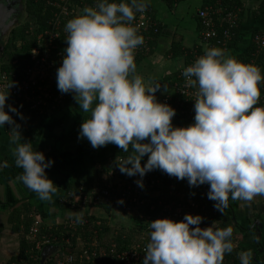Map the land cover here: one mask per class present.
Listing matches in <instances>:
<instances>
[{
  "label": "clouds",
  "instance_id": "obj_1",
  "mask_svg": "<svg viewBox=\"0 0 264 264\" xmlns=\"http://www.w3.org/2000/svg\"><path fill=\"white\" fill-rule=\"evenodd\" d=\"M147 7V0H96L95 7L84 8L67 22L66 54L56 81L62 94H73L80 110L90 113L79 138L87 139L93 149L119 147L127 155L123 161L117 158L116 166L129 177L143 178L159 169L187 179L190 187L208 184V199L217 202L221 213L230 198L252 201L264 196V106H257L264 83L261 69L221 48H206L182 73L186 86L196 89L194 123L174 126L176 110L156 97L162 86L137 73L135 50L144 38L133 21ZM9 95L0 88V127L14 125L10 143L17 145L13 155L22 169L16 179L39 199L51 201L57 186L46 169L54 161L33 150L31 142L18 143L20 125L9 112L19 113L7 105ZM137 184L142 188V179ZM73 216L83 223L82 211ZM203 221L189 214L181 222H150L142 264H223L235 248L233 228H219L217 222L201 228ZM238 258L240 264H252L250 250L238 253Z\"/></svg>",
  "mask_w": 264,
  "mask_h": 264
},
{
  "label": "crops",
  "instance_id": "obj_2",
  "mask_svg": "<svg viewBox=\"0 0 264 264\" xmlns=\"http://www.w3.org/2000/svg\"><path fill=\"white\" fill-rule=\"evenodd\" d=\"M203 1L185 0L176 4L173 9H169L163 0H147L148 6L153 11L154 19L161 26V31L156 37V41L150 44V48L153 51L152 54L140 62L137 66V73L143 76L146 81L159 83L162 86L161 91L156 93L158 102L167 96L174 98V91L171 86L177 82L179 71L193 59L194 55L191 50L198 45H201L204 49L208 48L207 44H203L200 41L201 32L198 25V12L202 9ZM256 4L258 5V2ZM256 4L253 2L247 4V9L240 18V28L243 33L264 35V16L262 18L253 15V11L257 7ZM217 18V16H214L216 25L218 22L221 25V20ZM18 25H20V22L10 30L9 34ZM241 40L238 39L236 41L238 44H234L233 35L231 45L225 51L226 54L236 59L245 56L249 46L246 41ZM173 43H176L177 54L169 57L167 54L172 49ZM246 64H254L256 66V60L252 59ZM261 71L264 74V70L261 69ZM262 84L264 85V83ZM164 87L167 88V92L164 91ZM260 88L261 97L259 104L264 105V87ZM51 110L48 111L49 130L40 133L29 141L32 143L33 150L42 152L44 155L48 153L59 154L66 150L73 151L79 142L87 141V139L79 138V133L82 123L90 118V113L81 111L77 102L70 107V111ZM176 113L173 118L174 126L187 127L194 123V107L190 110L189 116H183L179 111H176ZM23 142L19 141L18 143ZM144 142L147 143L148 141ZM16 147V144L10 143V133L6 132L5 126L0 127V170L5 162L16 158L13 155V150ZM88 151L92 157H90ZM109 156V153L93 151L88 148L84 155L70 160L71 163H56L51 168L46 169L48 178L57 186V192L53 195L51 201H43L38 196L33 200L34 205L38 209L39 220L45 225L57 226L73 218L74 213L81 211L83 216L102 217L103 210L100 208L75 207L70 210H60L58 209V204H60L61 198L66 192L68 181L74 174L82 173L98 166ZM147 159L148 157L145 156L142 162H147ZM148 174L161 175L171 182L166 188H163L167 191L168 188L172 187L173 192L177 196L181 195L182 199H179V197L173 198L176 203L188 201V199L196 200V194L201 192L202 189H206L205 184L199 187H190L187 179L181 181L159 169ZM166 191L165 194L167 193ZM208 192L209 190L202 192L203 196L198 201L203 204L204 210L205 208L211 210L207 204L210 206L213 205V202L216 204L215 201L208 199ZM171 193L169 192V194ZM28 194V188L22 182L18 180L5 182L0 178V264H8L12 257L19 254V234L15 233L12 225L9 224V217L13 210L7 205H15L17 202L23 201ZM20 205L21 203L15 206L19 207ZM228 206L231 211L226 208L223 209V212L228 216L218 221L217 226L220 228V225L223 226L226 223L229 225L228 221H235L236 231L233 238L235 248L232 253L238 257V253L250 250L252 252V264H264V196H256L252 201L232 200L230 198ZM213 210L215 211V209ZM256 228H259V230L256 231ZM226 257L228 258V256L225 255L223 264H231L233 260L229 261Z\"/></svg>",
  "mask_w": 264,
  "mask_h": 264
},
{
  "label": "trees",
  "instance_id": "obj_3",
  "mask_svg": "<svg viewBox=\"0 0 264 264\" xmlns=\"http://www.w3.org/2000/svg\"><path fill=\"white\" fill-rule=\"evenodd\" d=\"M165 1L167 7L169 9H173L176 4H179L185 0H163ZM110 2H113V0H110ZM115 2H120V0H115ZM250 2H253L256 4L258 2L257 7L253 11V15L255 17H262L264 16V0H204L202 9H216L219 11L217 14V17L219 20H226V16L228 14H231L232 17L235 18L236 26L232 29V33L234 35V44H238L236 42L238 39H242L243 41H246V44L249 46L247 53L245 56L238 58L239 61L243 63H249L250 60L254 59L256 60V66H258L260 69L264 70V49L259 50L258 45L255 41V37L260 35L259 33L248 34L243 33L240 28V18L244 11L247 9V4ZM24 4V13L21 15V21L20 26H23V31L25 35H29L32 32L33 27L38 28L37 32L45 36V33L51 32L53 30V24L56 22L57 17L61 13V7L64 6L70 10H74L75 12H78V15L82 12V10L86 7H95L96 0H24L22 2ZM28 5V6H27ZM35 6V7H32ZM201 9V10H202ZM148 15L154 20V22L157 25L158 33L156 34H149L148 40L149 43L155 42L156 37H158L159 32L161 31V26L159 23L154 19L153 17V11L148 6L146 9ZM26 12L29 13V18L26 17ZM238 14V15H237ZM137 16V14H136ZM217 18V19H218ZM31 20V21H30ZM219 23V22H218ZM217 23V32L218 37L216 39H213L209 42L208 48L218 47L221 48V45L218 44V41L223 39L224 32L228 29V25L226 22H222V24ZM199 30L201 32V24L199 21ZM15 35V30H12L11 33L8 36L7 41L5 40V43L2 47H0V73H8V74H16L18 78L23 77V73L26 71L27 66L29 64L28 56L24 57L25 54L27 55L31 49L32 44L28 43L25 44L24 47L21 49H18L16 47V43L13 40V37ZM264 37V35H260ZM12 39L10 40V38ZM241 40V41H242ZM201 43L202 40L200 38ZM151 46V45H150ZM14 50H21L19 51V55H16L14 53ZM177 48L176 43H173L172 49L168 52L167 56L172 57L177 54ZM204 48H202L201 45H198L197 47L193 48L191 51H193V54L197 55L198 57H201L204 55ZM152 49L150 48L149 52L147 53H140L139 55L135 56V62L137 66L140 64V62L150 56L152 54ZM259 52V53H258ZM190 64V63H189ZM188 64V65H189ZM260 87H264L263 84L260 85ZM47 88L50 89L51 99H46L47 104L49 105V108L42 107V112L39 111H29V108L32 106V103L26 102L25 100L20 101L18 105L13 106L12 100L8 98L7 105H11L12 107L16 108L18 110V113H12L9 112V114L13 117V120L16 124L20 125V132L22 135V139L20 141L29 142L32 139H34L37 135H39L42 132H45L49 130V115L48 111L50 110L51 106L54 110L59 111H70V107L76 102L74 99L73 94H62L58 88L57 83H51L47 85ZM62 97V99H60ZM59 98L61 101L59 103H55V99ZM6 111H8V108L6 106ZM21 115L23 116V119H21ZM69 115V114H68ZM14 125L5 124L6 132L10 133ZM88 148H91L93 151H102L105 153H109L110 156L103 160L98 166L94 168H90L87 171H84L82 173H76L74 174L70 180L68 181L66 192L67 193H80V189L82 187L85 188L83 193L91 192L93 189L98 185V187H103V185H106L107 183H113V180L111 177L108 178V173L110 171V163L114 160H116L118 157H121L123 160L126 158V153H124L119 147L113 144H109L105 147H100L99 149H93L92 146L88 141L85 142H79L78 146L75 150H66L59 154L55 153H48L45 154V157L47 160L54 161V164L56 163H63L66 162L71 163L70 160L73 158L84 155ZM129 151H131V146H129ZM14 158L12 161L5 162L3 168L0 170V178H2L5 182H12L17 180V176L22 174V169L18 168L15 164ZM146 162H142V165ZM120 181L123 182V185L131 184H137V181H140L142 179V182L144 183L146 179H155L159 180L161 182V185L158 186V188H166L171 182L165 179L161 175H152V174H146L143 178H141L139 175L129 177L126 174H120ZM128 183V184H127ZM206 189H202L201 192L196 194V200H194L198 206L199 209L194 211L193 213L197 212V214L204 218V221L201 225H203L205 228L210 227L213 222L221 221L222 219L226 218L228 216L226 213H221L217 208L215 207V204L213 202V205L209 206L211 210H208L205 208L203 210V204H200L198 201H200L201 197L203 196L204 191L209 190L210 186L208 184H205ZM163 188V189H164ZM28 196L23 200L19 201L16 204L18 205L21 203L19 207H16L15 205H7L9 206L13 212L11 213L9 217V224L12 225L13 230L15 233L19 234V254L17 256H14L10 259L8 264H32V255L38 254V251H36V244L37 240L31 239L30 233L33 228V225L36 221L40 222V226L38 227V233L36 234V239L39 238V236L42 235H48V236H55L56 234H61V232L65 231L62 224H58L57 226H53L52 229H50L49 225L43 224L39 218H38V209L34 205L33 200L37 198V194L31 190H29ZM152 190H147L146 194L144 195V198L146 200L150 199L149 193ZM168 192V191H166ZM152 198L153 201L150 199L148 202H151V205H156V213H159L162 209V207L159 206V203L167 204V203H173L175 204L176 201H173V199L170 202L163 203L161 201L162 198L157 199ZM178 201V200H177ZM186 202V201H184ZM215 203H217L215 201ZM1 204V203H0ZM150 205V206H151ZM205 207V206H204ZM71 208H75L72 205L69 204H58V209L60 210H70ZM102 209L107 216L111 215V212L113 211L112 207H99ZM215 209V211L213 210ZM228 211H231V208L229 206L226 207ZM119 211V210H118ZM120 212V211H119ZM196 214V213H195ZM194 214V215H195ZM193 215V216H194ZM126 216V215H125ZM136 225H137V231H147L150 227V221H145L139 219L137 216L130 214L127 215ZM84 218H89V220L94 221L97 220L96 217L93 216H83ZM70 220H75L74 217ZM104 225L108 224L107 217L104 219H100ZM183 221V220H181ZM224 222V221H223ZM226 222V221H225ZM229 225H220V228H226L228 226H231L233 228V237L235 236L236 231V224L235 221H228ZM234 223V224H233ZM110 229H107L105 227V232H109ZM149 231V230H148ZM76 245V239H73L71 245H61L62 251L61 253L57 254L54 258V260H51L48 262V264H55V259L57 258H66L70 254H72L75 250ZM228 256L227 260H233L231 264H240L239 258L235 256L233 253L226 254Z\"/></svg>",
  "mask_w": 264,
  "mask_h": 264
},
{
  "label": "built area",
  "instance_id": "obj_4",
  "mask_svg": "<svg viewBox=\"0 0 264 264\" xmlns=\"http://www.w3.org/2000/svg\"><path fill=\"white\" fill-rule=\"evenodd\" d=\"M59 7L62 10L53 24V30L45 33V36L38 42V47L33 48L30 52L29 64L23 73V77L19 79L16 74L5 72L0 74V88L10 94L9 98L13 101V106L20 103L19 99L31 102L27 97L39 94L40 92L44 93L45 98L51 99L50 89L47 88V85L57 83L56 73L58 68L62 66V61L66 54L64 50L67 47L65 40L68 34L65 32V26L69 20L78 15V12L74 10L60 5ZM218 13L219 11L213 8L198 12L203 44L208 45L211 40L218 37L217 25L214 19V16H217ZM226 17V20H222V22L227 23L228 29L224 32L223 39L218 41L221 49L225 51L231 45L233 38L231 31L236 26L235 18L231 14H228ZM133 24L139 26V35H142L144 38V43L135 50V56H137L140 53L149 52L150 43L148 36L149 34L158 33V28L147 11L137 13ZM255 41L259 47L258 49L263 50L264 37L258 35L255 37ZM193 55V59L186 67L192 65L199 58L197 55ZM186 67L179 71L177 82L171 86L174 91V98L172 99V96H167L160 101V103L170 105L183 116L190 115L189 112L194 107V100L196 99V89L186 86L185 78L182 75ZM12 84L13 87L10 89L9 86ZM60 99L57 98L54 102L59 103ZM257 106L264 105L258 104ZM116 160L110 163V171L108 173V178L114 179L113 183H107L100 188L97 185L91 192L83 193L85 188L82 187L80 193L64 194L60 204H69L73 207L81 208L109 206L112 207L113 213L117 211L126 216L133 214L141 220L150 222L157 219L181 221L185 215H193V212L199 209L198 204L193 199H188L186 202H177L175 204L159 203V206L162 207L159 213H156L158 206L151 205L150 214L146 213L143 215L141 210L145 209L149 201L144 198L146 191L155 189L161 185V182L155 179H146L142 188L138 184L127 183L128 185H123V182L119 178L121 172L116 166ZM118 160L123 161L121 157H118ZM168 189L170 192H173L172 187ZM178 197L182 199L181 196H177L176 198ZM96 219L91 221L89 218H84L83 223H76L75 220L70 219L66 220L63 223L65 231L61 232V234H56L54 237L42 235L37 239L36 234L41 224L39 221H36L31 230L30 237L37 240L36 251H38V254L32 255V264H41V252L45 247L71 245L73 239H76L74 252L66 258L55 259V264H142L145 259L147 246L144 241H137L128 249L121 250L118 247V243L110 242L103 238L105 227L109 229V225H104L100 218ZM49 227L52 229L53 226ZM106 242L109 243L107 246H105Z\"/></svg>",
  "mask_w": 264,
  "mask_h": 264
},
{
  "label": "rangeland",
  "instance_id": "obj_5",
  "mask_svg": "<svg viewBox=\"0 0 264 264\" xmlns=\"http://www.w3.org/2000/svg\"><path fill=\"white\" fill-rule=\"evenodd\" d=\"M32 7H35V6H32ZM26 14H27L26 17L28 19L29 18V13L26 12ZM22 27L23 26L18 25V27L16 29H14L15 30V35L13 37V40L16 43L15 44L16 47L18 49H21V47L23 48L24 45L28 44V43L32 44V46H33L32 49L38 47L37 46L38 42L43 37L42 35H40L37 32L38 28H36V27L34 28L33 27L32 32L29 35H25ZM7 39H8V36L6 37L5 40L7 41ZM11 39H12V37L10 38V40ZM32 49H31V51H32ZM19 51H21V50H14V53L16 55H19ZM30 52L27 55L25 54L24 57L28 56V59H30V54H31ZM44 96H45L44 93L40 92L39 94L37 93L36 95H30L29 97H27L31 101L29 103H32V106L29 108V111H31V112L32 111H39L41 113L43 111L42 107L49 108L48 107L49 105L46 102L47 98H45ZM15 101H17V100H15ZM18 101L20 102V101H23V100L19 99ZM11 102H13V101H11ZM51 109H52V106H51L50 110ZM89 155H90V157H92L90 152H89ZM165 191L166 190L161 188V187L160 188L156 187L155 189H153L149 193L150 199H151V197L152 198L158 197L157 199L162 198L161 201L163 203H166L167 201L170 202L174 197H177V196H175L177 194H175L174 192L169 194V192H170L169 189H167L168 192L166 194H165ZM173 194H175V195H173ZM151 200L153 201V199H151ZM150 205H151V202H148V204L146 205L145 209L141 210V213L143 215H145L146 213L150 214ZM102 213H103V216L100 217V219H104V218L107 217V222H108L109 229H110L109 232H104V237L103 238L105 240H107V241L118 243L119 249H121V250L122 249H128L129 247H131L132 244H134L137 241H140V242L144 241L145 244L149 243V241H150V233H151V229L150 228L148 229L149 231L147 230V231H144V232L143 231L138 232L137 231V225L135 223H134L135 224L134 227H131V226L126 227V226H124L122 221L120 220V214H118L117 211H115V213L111 212L110 216L105 215L103 211H102ZM195 213H194L195 215L193 214L194 216L198 215L197 212H195ZM176 222H181V221H176ZM193 227H195V226H193ZM200 227L201 228H205L203 225H200ZM108 244L109 243L106 242L105 246H107Z\"/></svg>",
  "mask_w": 264,
  "mask_h": 264
},
{
  "label": "water",
  "instance_id": "obj_6",
  "mask_svg": "<svg viewBox=\"0 0 264 264\" xmlns=\"http://www.w3.org/2000/svg\"><path fill=\"white\" fill-rule=\"evenodd\" d=\"M23 9L24 7L19 1L0 0V47L4 45L10 30L20 22L18 16ZM120 220L126 227L135 226L134 222L123 214H120ZM258 230L259 228H256V231ZM61 251L62 247L60 246L45 247L41 252V264H47Z\"/></svg>",
  "mask_w": 264,
  "mask_h": 264
},
{
  "label": "flooded vegetation",
  "instance_id": "obj_7",
  "mask_svg": "<svg viewBox=\"0 0 264 264\" xmlns=\"http://www.w3.org/2000/svg\"><path fill=\"white\" fill-rule=\"evenodd\" d=\"M11 2H15V1H19L21 4H22V2H24V0H10ZM23 5V7H24V4H22ZM24 13V9H23V11L19 14V16H18V18H19V20H20V18H21V15Z\"/></svg>",
  "mask_w": 264,
  "mask_h": 264
}]
</instances>
